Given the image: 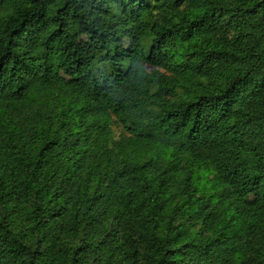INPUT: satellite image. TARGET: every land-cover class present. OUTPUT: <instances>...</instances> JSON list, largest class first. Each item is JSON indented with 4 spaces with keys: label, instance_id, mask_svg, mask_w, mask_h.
Here are the masks:
<instances>
[{
    "label": "trees",
    "instance_id": "trees-1",
    "mask_svg": "<svg viewBox=\"0 0 264 264\" xmlns=\"http://www.w3.org/2000/svg\"><path fill=\"white\" fill-rule=\"evenodd\" d=\"M0 264H264V0H0Z\"/></svg>",
    "mask_w": 264,
    "mask_h": 264
},
{
    "label": "rangeland",
    "instance_id": "rangeland-1",
    "mask_svg": "<svg viewBox=\"0 0 264 264\" xmlns=\"http://www.w3.org/2000/svg\"><path fill=\"white\" fill-rule=\"evenodd\" d=\"M124 43H125V45H127L128 44L127 40H124ZM151 68H152V66L151 65H148V69L150 70ZM113 130H114L115 136L118 137L119 136V133H120V129L117 126H113ZM209 185L210 184H208V186ZM202 188H204V186H202ZM206 190L209 191V192H212V189L211 188H207Z\"/></svg>",
    "mask_w": 264,
    "mask_h": 264
}]
</instances>
